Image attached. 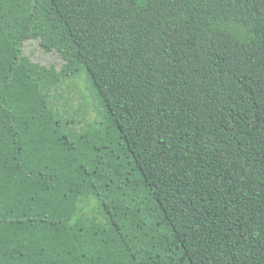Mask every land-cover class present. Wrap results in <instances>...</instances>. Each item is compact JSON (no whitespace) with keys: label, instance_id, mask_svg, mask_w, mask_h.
<instances>
[{"label":"trees","instance_id":"16d2710c","mask_svg":"<svg viewBox=\"0 0 264 264\" xmlns=\"http://www.w3.org/2000/svg\"><path fill=\"white\" fill-rule=\"evenodd\" d=\"M0 264H264V0H0Z\"/></svg>","mask_w":264,"mask_h":264},{"label":"rangeland","instance_id":"374dc122","mask_svg":"<svg viewBox=\"0 0 264 264\" xmlns=\"http://www.w3.org/2000/svg\"><path fill=\"white\" fill-rule=\"evenodd\" d=\"M23 52L33 63L45 67L53 66L57 70L62 65V61L57 54L45 53L36 41L25 43ZM85 77L82 75L72 84L66 83L57 91V98L54 100L62 116L75 121L70 125V128L77 131L84 129L87 123H94L99 119L98 110L100 108H96V102L92 97ZM59 92L60 95H58Z\"/></svg>","mask_w":264,"mask_h":264}]
</instances>
